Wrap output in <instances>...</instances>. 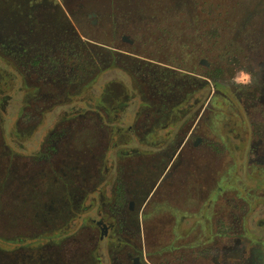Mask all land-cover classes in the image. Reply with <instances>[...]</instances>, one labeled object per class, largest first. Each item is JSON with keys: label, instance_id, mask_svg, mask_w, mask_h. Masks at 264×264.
<instances>
[{"label": "rangeland", "instance_id": "obj_1", "mask_svg": "<svg viewBox=\"0 0 264 264\" xmlns=\"http://www.w3.org/2000/svg\"><path fill=\"white\" fill-rule=\"evenodd\" d=\"M23 1L0 0V17L5 14L14 16L13 9L21 13L26 7L20 4ZM72 1H69V8L75 12V17L70 16V23L75 27V36L89 45L78 53L80 66L89 65L92 61V47L106 51V56L108 52L115 51L113 53L117 58L116 61L104 58L105 70L94 81L92 72L85 69L78 73L74 70L76 60L68 52L65 56L54 50L56 69L59 71L54 72V78H58L56 82L60 85L55 95L53 85L40 83L41 65H30L25 59L21 64L9 53V57H3L6 48L12 51L18 48L10 46V42H7L9 46L3 43L9 33L5 32L0 37V264H70L75 253L76 264H113L104 243L106 239L99 238L100 232L97 235L94 233L92 222L100 220L101 202L110 199V191L115 186L105 174L112 173L118 167L117 163L133 161L127 159L124 152H131L137 147L142 152L149 149L148 142L142 146L138 144V137L142 140L143 133L137 134L136 138L129 130L149 128L147 115L154 111L158 103L152 94L155 88L164 92L169 90L171 82L178 84L181 90L183 77L182 97L189 101L180 110L186 113L193 107L196 111L201 105H206L216 82L236 86L232 78L239 70L249 71L251 67L257 70V64L264 61V0ZM69 8H64L66 14ZM183 11L196 21L190 29L186 28L184 35ZM48 13L47 19L52 21H46V25L52 24L56 15L55 12ZM88 14L96 16L88 18ZM13 25L2 27L11 30ZM58 25L61 26V23ZM36 26L34 22L29 23V28L35 29ZM52 27L49 33L53 29L50 35L54 40L48 39L45 44L57 49L58 44L62 45L64 32L57 34V27ZM71 37L70 40L65 39L66 51ZM123 37H128L133 44L123 41ZM183 60L186 61L184 67ZM201 60L209 62L211 68L206 70L200 65ZM188 61H193L192 65L188 66ZM44 70L48 72L49 67L45 66ZM186 79H189L190 86L185 84ZM25 84L29 85V89L33 85H42L45 89L43 97L38 100L26 95ZM217 88L226 93L235 105L232 103V108L219 109L218 117L207 122L209 126L203 122L204 128L226 132L237 122V128L243 129L240 121L245 120V111L236 96H242L243 89L232 93L229 88ZM47 90L55 97L46 96ZM189 91L191 94L186 96L185 92ZM165 96L171 97L167 92ZM182 97L177 96L179 99ZM98 109L99 112L96 111ZM173 123V118L167 117L159 127L167 124L168 129H178L179 125ZM255 140L258 143V138ZM53 146H56V152L47 154ZM178 155L174 165L164 170L170 161L168 153L158 178L151 184L141 185L145 190L152 185L154 187L153 196L145 205L147 212L155 213L161 192L170 186L177 174L181 171L185 174L183 165L187 166L190 159L195 162V153L191 149H183ZM78 162L81 165L92 162V176L97 175V181H92L86 189L70 174ZM198 166L195 162L193 168L187 167L186 173L193 169L194 175L200 176L203 168ZM47 172L51 177L58 179L64 176L66 180L53 184L54 187H48L50 184L43 186L40 179ZM241 174L244 176V171ZM257 178L244 179L246 193H250L246 199L250 202L248 209L254 227L264 223V200L260 196L252 197L261 193ZM95 187L97 192H94ZM225 188L230 189L229 186ZM185 195L184 191L183 197ZM235 203L238 204L237 198ZM243 207H238V211ZM102 218V225L107 226L109 218L104 215ZM17 219L19 222L15 225ZM161 219L165 221L164 217ZM196 220L190 217L184 226H193ZM219 221L218 228H215L220 233L219 244L213 253H220L226 259L221 258L218 263L211 256L207 261L204 258L206 254L200 257L195 249L191 251L188 248L195 256H187L185 260L183 256L187 253L183 250L172 255L167 253L166 257L163 255L167 259L158 260L156 264L244 263L235 261L239 257L234 239L236 228H232L228 216L220 217ZM205 222L206 219L203 220L204 232L200 233L198 243L206 242L214 234L211 229L205 228ZM50 236L55 240H49ZM193 236L188 238L189 242L193 241ZM171 238L164 234L159 239L161 246L169 247L165 249L167 252L172 246ZM152 259L157 260L155 257ZM55 260H58L57 263Z\"/></svg>", "mask_w": 264, "mask_h": 264}, {"label": "flooded vegetation", "instance_id": "obj_2", "mask_svg": "<svg viewBox=\"0 0 264 264\" xmlns=\"http://www.w3.org/2000/svg\"><path fill=\"white\" fill-rule=\"evenodd\" d=\"M69 1L40 0L37 2L36 0H24L21 3L18 2L22 6H26L22 8L21 13H17L13 9L16 13L14 16L5 14L0 17V37H3L5 32L9 33L3 43L9 46L7 42H10V46L15 45L18 48L12 51L8 47L6 52L13 55V53L18 54L21 51L27 57L31 54L39 55V66L41 65L40 83L45 82L48 85H53L55 95L58 93L56 91L58 88L60 89V85L56 82L58 78H54V72L59 73L56 69L58 65L56 59H54V50L63 53L65 56L68 52L74 60L77 59L78 62L76 60L74 70L78 73L85 69L92 72L91 63L80 66L81 59H79L78 53L89 45L84 43L78 36H75V27L70 23L72 21L70 16L74 18L75 12L69 8ZM34 6L35 9H33ZM65 7L69 8L67 14L64 10ZM49 11L52 14L55 12L56 20L54 19L52 24L46 25L45 22L50 20L47 19ZM92 16L95 17L96 15H87L88 18ZM8 18H11V20H7ZM31 22L37 25L35 29L29 28ZM58 23H61V26ZM92 23L96 25V22ZM10 24H14L11 26V30L5 29ZM2 25L5 27H2ZM52 26L57 27V34L64 32V39L61 40L63 41L62 45L58 44L57 49L49 48L45 44L48 39L54 40L50 35L53 29L49 33ZM69 36L72 37L66 51L65 39ZM123 41H125V37H123ZM126 42L133 44V41L128 40V37ZM35 47H38L39 50H35ZM60 48L63 49L60 51ZM45 66L49 67L48 72L43 71ZM204 68L209 70L211 64L207 62V66H204ZM103 69L102 66L101 70ZM249 71L258 81L255 80L256 82L250 87L242 88L244 91L242 96L236 95L245 111V120L240 121L243 129L237 128V122H234L232 129L226 132L221 129H205L203 124L205 122V125H207V122L211 121L212 118L218 117L219 109L233 107L232 100L217 86H223L224 89L229 88L232 93L239 89L237 86L216 82L214 92H212L206 105H201L196 111L191 107L186 110V113L180 110L183 104L189 101L187 98L183 100L182 97L183 77L180 84L181 90L178 88V84L171 82L168 84L169 90L165 89L164 92L155 88L152 94L156 97L155 101H158V103L155 104L154 111L147 115L150 123L149 128L146 130H133V128H130L129 130L134 132L136 138L137 134L143 133L142 140H139L140 136L138 137V144L142 146L144 142H148L149 149L147 152H142L137 147L131 152H124L127 159L133 161L117 163L118 167H115L112 173L105 174L113 181L115 186L110 191V199L101 202L99 207L100 220L92 222L93 229L95 228L94 233L97 235L100 232L99 238L101 240L106 239L104 243L107 246L108 254L112 257L113 264H151V262L156 264L158 260L167 259H164L167 253L172 255L182 250L187 253L183 256L187 260V256L189 258V256L194 255L193 252L188 251V248L191 251L195 249L200 257L206 254L204 258L207 261L213 256L214 262L220 263L219 261L223 258L222 254L213 253V250L218 249L217 245L220 238V233H218V229L215 231V228L219 226L220 217L224 218L225 216H228L230 223L232 222V228H236L234 239L236 246H238L239 257L235 261L245 263L244 260H246L248 264H264V223L259 224L257 227L252 226V214L248 209L250 202L246 199L250 197V193H246L247 187L244 181V179L258 177L256 180L261 186L259 189L261 193L252 197L260 196L264 200V188H262L264 187V61L257 64V70L251 67ZM200 79L203 78L200 77ZM186 83H189V79H186ZM24 92L26 95L40 100L45 89L42 85H33L29 89V85L25 84ZM166 92L171 96L170 98L165 96ZM45 94L46 96L50 95L51 98L55 97L49 90ZM185 94L189 96L191 92H185ZM178 95H181L182 98H177ZM52 100L54 99L50 101ZM198 105L199 102L197 101L196 106ZM40 111L43 112L44 110L42 111L41 108ZM167 117L173 118L174 123L172 125H179L178 129H168L166 128L167 124L163 128L159 127ZM256 138H258V143H255ZM187 148L195 153V162L197 166L201 165L198 168H203L201 175H194L193 169H191L192 171L189 174H192V176L187 177L189 175L186 173L187 167L193 168L195 165L194 160L190 159L187 166L183 165L185 174L181 171L172 180L170 186L161 192L160 204L154 210L155 213L147 212L145 205L147 200H150L153 196L154 187L152 185L148 190H145L141 185L151 184L158 178L159 172L165 165L168 153L170 161L164 166V170H168L170 165H174L179 152ZM54 152H56V146L51 147L47 154ZM45 156L48 158L47 155ZM163 157L165 159L162 162ZM91 164L92 162H86L85 165H81L78 162L75 163V166L71 169L72 171L70 170L72 179H76V182L84 189L87 186L89 187L92 181H97V175L92 176ZM242 171H244V176H241ZM49 174V172L45 173L40 179L41 185L50 184L48 187H54L53 184H61L64 183L63 180H66L64 176H59L60 178L57 179V177H51ZM225 186H229L230 189H226ZM97 191L95 187L94 192ZM184 191L186 192L185 197H183ZM86 198L87 193L84 200ZM236 198L238 204L235 203ZM91 201L94 203L95 200ZM241 205L244 207L238 211V207ZM91 206L93 208V204ZM262 212L264 213V210ZM103 215L109 218L107 220L109 224L106 223L107 226L102 225ZM162 217L165 218V221L161 219ZM190 217L196 218L197 223L190 227L184 226V223ZM205 219V228L211 229L214 234L206 242L198 243L201 232H204L202 223ZM167 220L169 221L167 222ZM182 225L183 230H181ZM164 234L172 237L170 240L172 246L169 252L165 250L169 247L160 245L159 239H162ZM191 235L195 236L192 237L193 241L189 242ZM72 257L73 260L69 261L70 264H76V253ZM152 257L157 258V260L154 261ZM55 261L57 263L58 260Z\"/></svg>", "mask_w": 264, "mask_h": 264}, {"label": "trees", "instance_id": "obj_3", "mask_svg": "<svg viewBox=\"0 0 264 264\" xmlns=\"http://www.w3.org/2000/svg\"><path fill=\"white\" fill-rule=\"evenodd\" d=\"M186 11V10H185ZM185 11H183V35L185 34V31H186V28L187 29H190L189 27H192L193 26V24H195V18H193L192 17V15H189L188 13H186ZM31 49H32V47H31ZM35 50H39L38 49V47H35ZM77 50V49H76ZM8 52H5V54L3 55V57L4 56H6V57H9L8 55L9 54H7ZM109 54V56L107 55H105L104 54V52L99 48V47H92L91 48V59H92V61L90 62L91 63V68H92V73L94 74V78L92 79V81H94L97 77H99L101 74H102V72L104 71V70H101V68H102V66H103V59L104 58H111V59H113L114 61H116L117 60V58H116V56L114 55V53L113 52H108ZM11 55V54H10ZM13 57H15L17 60H19V62L21 63V64H23L24 63V59L26 60H29V62H30V65H31V63H34V64H39V58H40V56L39 55H35V54H31V55H28V57H27V55L25 56L24 54H22L21 53V51L20 52H18V54H14L13 53V55H12ZM194 58V57H193ZM195 59V58H194ZM77 60V59H76ZM32 61V62H31ZM77 62H78V60H77ZM192 63H193V61H188V66L189 65H192ZM195 64V63H194ZM184 65H186V61H184L183 60V67H184ZM97 112H99L100 110L98 109V110H96ZM124 188V187H123ZM124 190H125V188H124ZM18 222H19V220L17 219V221H15L14 222V224L15 225H17L18 224ZM60 233H58V236H60L59 235ZM49 240H51V241H53V240H55V238L54 237H51L50 236V238H49ZM50 241V242H51Z\"/></svg>", "mask_w": 264, "mask_h": 264}, {"label": "clouds", "instance_id": "obj_4", "mask_svg": "<svg viewBox=\"0 0 264 264\" xmlns=\"http://www.w3.org/2000/svg\"><path fill=\"white\" fill-rule=\"evenodd\" d=\"M254 76L251 72L241 69L232 78V83L239 88H247L255 83Z\"/></svg>", "mask_w": 264, "mask_h": 264}, {"label": "water", "instance_id": "obj_5", "mask_svg": "<svg viewBox=\"0 0 264 264\" xmlns=\"http://www.w3.org/2000/svg\"><path fill=\"white\" fill-rule=\"evenodd\" d=\"M126 38H127V37H125V41H126ZM200 64H201L202 66H207V61H206V60H202Z\"/></svg>", "mask_w": 264, "mask_h": 264}]
</instances>
